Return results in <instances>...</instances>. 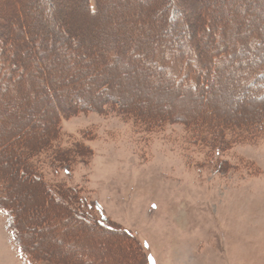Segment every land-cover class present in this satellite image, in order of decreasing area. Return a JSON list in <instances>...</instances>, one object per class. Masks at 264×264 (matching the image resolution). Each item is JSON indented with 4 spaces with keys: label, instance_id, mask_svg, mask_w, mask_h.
<instances>
[{
    "label": "rangeland",
    "instance_id": "rangeland-1",
    "mask_svg": "<svg viewBox=\"0 0 264 264\" xmlns=\"http://www.w3.org/2000/svg\"><path fill=\"white\" fill-rule=\"evenodd\" d=\"M173 1L183 14L178 24L167 20L170 0H97L93 19L86 15L84 0H52L56 30H67L80 46L71 50L70 40L56 39L40 62L37 47L32 55L21 31L44 17V3L0 0V58L19 67L21 57L29 55L22 65L26 78L19 74L23 82L4 90L1 143L20 127L12 122L30 120L37 145L27 155L41 181L29 185L25 177L26 185L19 186L24 176L17 177L21 164L14 157L0 158V173L13 183L9 199L23 222L20 238L28 237L22 240L30 248L39 243L38 252L51 264H264V0ZM41 25L49 28L48 22ZM183 29L195 32V41L205 47L212 38L207 49L201 47L214 58L202 59L208 68L205 78L212 80L209 87L200 82L205 91L161 82V74L144 69L135 58L169 33L175 41L191 42ZM41 32L29 34L45 43L48 37H40ZM69 55L87 57L90 63L84 67ZM113 55L119 60L110 68ZM77 69L80 83H68ZM44 75L55 77L52 87L65 104L72 99L70 89L87 91L86 101L95 103L94 90L107 79L109 91L97 99L116 98L146 113L162 111L169 122L152 130L113 113L74 111L61 117L57 133L41 132L44 116L52 117L48 102L34 103L44 95L39 88ZM14 76L2 77L0 84L11 85ZM93 77L94 82H83ZM176 117L186 124L203 120L204 126L196 128L209 131L213 139L196 136V128L190 132ZM254 126L262 134L257 136ZM247 131L250 137H242ZM43 188L63 204L80 206L92 220L106 218L129 235L78 229L69 224L68 214L52 216L39 201ZM48 226L52 231L39 233L37 241L29 231ZM0 264H31L16 249L2 210Z\"/></svg>",
    "mask_w": 264,
    "mask_h": 264
},
{
    "label": "trees",
    "instance_id": "trees-1",
    "mask_svg": "<svg viewBox=\"0 0 264 264\" xmlns=\"http://www.w3.org/2000/svg\"><path fill=\"white\" fill-rule=\"evenodd\" d=\"M40 1L41 3L43 2L45 5L44 7L45 13H43L44 17L43 18L41 17V19H39V16H37L36 18L37 22L32 23V25L28 23L27 25L25 24L23 25L24 29L23 30L21 29L22 30L21 31V39H22L21 41L23 42V44H25V46L29 47L28 49L31 51L32 55L33 53H36L35 49L37 47V57H38V60L42 62L41 60L44 56L43 55L41 56V53L45 54L43 53L45 49L46 50L51 49L49 47H53L55 45L54 42L56 41V39L61 40V41H67L70 39H69V32H67V30L57 31L56 26H54L52 23L53 21L55 22L57 21L56 14L54 13L55 9H54L52 0H40ZM84 1H85L86 8H87L86 15L88 16V18L93 19V17H95L98 12L97 7L95 6L97 3V0H92V1L84 0ZM178 9L179 8L176 6V4H174V1L170 0L169 8H167L166 12H167V20L171 24H178L182 20L183 14L181 15V13L178 12L179 11ZM18 21L23 22L24 17L20 15V18H18ZM41 22H44V23L48 22L49 28L48 29H45V27L43 28V25H41ZM159 23H161L160 20H159ZM69 25L71 24L69 23ZM211 29H212V26L205 29L204 31L205 36L210 35L209 32L211 31ZM37 30L38 32L42 30L43 32H41L40 37L42 38L48 37L47 42H50V43L42 42L40 37H39L40 38L39 40H37L36 38V42H35L29 33L31 32L37 33ZM181 32H182L181 34H183L185 38H187L190 35V39H192V41L191 42L186 41V40L175 41L173 39L174 36H172L173 34L169 33L164 37V39H161V41H155L153 47L150 48L149 50L147 51L142 50V52L140 54H137L135 58L140 60L139 63L142 62L144 64L143 65L145 67L144 69L149 70L150 72L154 71L159 75L161 74V78H162L161 82L166 83L170 81V82H173L175 85L182 83L185 89H188L191 91H193L194 89L195 91L196 90L205 91L207 90L206 89L207 87L206 88L204 86L202 87L200 85V82L203 83V80H204L206 86L209 87L210 86L209 83L212 80L211 79L207 80L205 78V75H206L205 70H207L208 68H206V66L202 64L203 63L202 59L207 58L208 61H211V59H214V58L209 57V55H206V54H210L209 50L204 51V49L201 48L202 45L205 47V43H202V45L197 44V41H195L197 40L196 39L197 36L195 35L196 34L195 32L191 34L190 31H187L185 29H183ZM170 36H172L173 38H171ZM211 40L206 41V44L210 45ZM70 41H71L70 42L71 44H70L69 49L77 50L80 46V42L74 39H71ZM31 45H32V48L30 47ZM16 46L17 45L14 44L11 50L15 51L14 49ZM207 46L205 47L206 49H207ZM39 47H41V49H38ZM225 49H226V46H224L223 50ZM213 52H211V54ZM147 53H150V54L147 56L146 55ZM14 54L15 52L12 53V55ZM203 54H205V56H203ZM114 56L115 55H113L110 58V61H111L110 62L111 65H109L110 68L114 66L115 63H117L116 62L117 60H119L117 59L118 57L116 56L114 57ZM227 57L228 56H226V58ZM68 58L70 59L71 62L74 60L77 63L82 64V66L84 67H86L87 64L90 63V62H87V60L89 59L83 56H81L80 59L79 58L74 59V56L69 55ZM221 58L223 57L221 56ZM28 59H29V55L22 56L21 57L22 62H20L21 64H19L20 66L16 67V66H10V64H8L6 61H3V59L0 58V66H5V65L7 66L5 70L0 68V79L2 77L12 78L14 75L18 74L17 77L14 76L12 80L13 83L11 85L8 82H4L1 80L2 82L0 84V115L3 114V110L1 111V107H3V105L5 104L2 101V97H4L5 95L4 90H6L9 86L10 87L16 86L17 88L23 82V79L26 78L27 73L23 71L24 67L22 65H25L24 61H27ZM133 61L137 63V61L135 60ZM55 66L57 68L59 67V65H55ZM79 72H81V70L77 69L75 77L73 79H68L67 82L68 83H73V82L80 83V79L82 78H80V76H77ZM211 73H213V68L211 70ZM19 74L20 75L22 74L23 75L22 77H25V78H21ZM54 79L55 77L53 76L44 75V77L39 81V88L41 92H44V95L39 98L37 97L34 100V103L36 104V106L40 102H44L45 104L48 102L46 105L48 106V109L49 111H51V115H52V117H48L47 116L48 113H47V115L44 116L47 120V124H42L43 128L41 132L46 133L48 130H50V133H57L59 130V129L57 130V126H58L59 121L61 120V117L65 116L66 114L70 112H74V111L75 112H90L91 111V112H95V113L102 114V115L113 113L115 115L121 116L122 118L129 117L131 119H134V121L138 123L140 126L144 128H151L152 130H156V129L162 130L163 127L167 124V122H169L168 114L163 113L162 111H156L155 113H146V112L141 111V109H139L138 107L131 106V107L126 108L124 105H122L123 103L116 98H110V100L108 101H105L104 99L103 100L97 99L109 91V87L107 88V82H106L107 79H105V82H104L105 84L104 83L102 84V85H105L102 87V89L94 90L95 96H93L92 99L96 100L95 103H92V101L90 100L86 101V97L83 95H86L87 91L80 90L79 92L74 93V91H72L73 89H70V91H68V94H69V97L70 96L72 97V99L69 104H65L63 103V101H60L59 99L60 97L56 93L57 91L55 92L54 91L55 88L52 87V85H54ZM157 79L158 78H155L154 80L158 81ZM94 80L95 78L93 77V79H88V80L84 79L83 82H94ZM246 106L248 107L249 104ZM243 110H247V108ZM17 116H22V115L18 113ZM189 116L190 114L188 113L187 117ZM176 119H177V122L184 123L185 128L188 129L190 132H191L190 127L196 128V126L200 127L201 125L204 126L205 124L203 120L200 121L199 119L193 120L192 123H188V124L185 123L184 119L182 120L177 117ZM21 120H23L21 121V123L12 122L13 125H15V128H18V126H20L15 131V133L12 134V137L8 138L7 140L5 139V142L1 143L2 142L1 138L4 137V135L3 136L0 135V158L14 157L15 160H17L21 164V166L17 170V177L18 178H21V176H24V177L19 179L20 180L18 184L19 186L26 185L25 183L23 184L22 182L23 180L25 181V179L27 178L28 180H30L27 184L32 185V184H36V182H38L37 184H39V182L41 181L40 173L36 170V168L34 167V164L29 160L30 159L29 156H31V154L29 156L27 155L28 150L31 151L32 148H35L37 145L35 142L36 137L33 133V131H35V128H33L34 124L28 119L27 120L21 119ZM207 126H205V128L208 130ZM255 127H258V126H254L253 129L255 130H252V131L255 134H258L257 136L262 134L260 133L261 129L255 128ZM196 129L198 130L196 131L197 133H195L196 136L200 135V136L205 137L209 135V139H213V135H211L209 131H206L204 129L199 130L198 128ZM228 132L231 133L230 130H228ZM241 133L243 134L242 137L243 136L246 138L250 137V134H248L249 131H247V133L246 132H241ZM47 138L43 140V143L46 142ZM11 147H12V150H11ZM31 152H33V150ZM6 167H9V166H6ZM2 175L4 174H2V171H1L0 173V210H2L7 216L8 228L10 230L12 241L16 249L18 250L19 254H21L23 258L30 259L31 264H51L52 261L49 262L50 258L48 256H44L38 252L39 248H41L39 243L33 244L32 245L33 248H30V247H27L30 244H27L26 246L24 245V242H23V240H28L29 238L24 237V236L22 237L23 240L20 238L18 228L21 225H23V222L19 219V213L10 205V199H9L10 191H11L10 189L13 188V183L11 182L9 176L4 175V177H6L4 178ZM37 189L38 188L35 186V192H37ZM60 198L57 194L45 188V190L42 192V196L39 198V201H41V203L43 201V207L45 209L51 208L52 216H65L68 214V218L70 219L69 224H71L73 227H77L78 229H83V230L90 229V230H95V231L97 230L100 233H106V234L109 233V234H114V235L117 234L120 237L129 235L127 231L125 230L120 231L116 229L114 226H112L111 224H109L106 218L92 220L91 216L88 215V213L84 209H82L83 207H81L82 210H80V206L76 205L77 208H75L76 206L72 207L66 201H65V204H66L65 205L61 202ZM79 200L81 203H83L84 201L81 198ZM36 214L37 216H40V213L39 215L38 213ZM29 231L35 233L34 238L37 241L39 233L49 234L52 230H50L48 226L47 228L45 227V229L38 228L36 230L33 229ZM60 238L61 237L59 236L58 237L55 236V239L57 240H60Z\"/></svg>",
    "mask_w": 264,
    "mask_h": 264
},
{
    "label": "bare ground",
    "instance_id": "bare-ground-1",
    "mask_svg": "<svg viewBox=\"0 0 264 264\" xmlns=\"http://www.w3.org/2000/svg\"><path fill=\"white\" fill-rule=\"evenodd\" d=\"M194 101H195V100H194ZM242 108H243V109H246V108H248V107L245 105V106H242Z\"/></svg>",
    "mask_w": 264,
    "mask_h": 264
}]
</instances>
